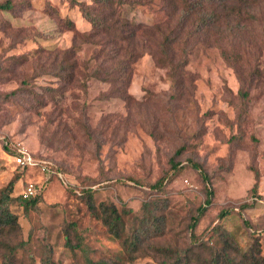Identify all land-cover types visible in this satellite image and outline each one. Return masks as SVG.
I'll return each instance as SVG.
<instances>
[{"label": "rangeland", "instance_id": "obj_1", "mask_svg": "<svg viewBox=\"0 0 264 264\" xmlns=\"http://www.w3.org/2000/svg\"><path fill=\"white\" fill-rule=\"evenodd\" d=\"M13 1L14 12H0V190L21 171L5 152L6 142L20 144L65 174L64 183L30 168L17 183L15 197L30 183L43 187V200L36 208L13 207L22 227L13 238L22 244L17 261L42 264L49 249L55 264H83V253L67 244L66 231L73 224L72 243L80 238L95 261L165 264L169 256L162 249L184 251L192 242L188 223L206 197L189 161L203 166L215 193L198 237L221 223L242 250L258 239L264 256V1L258 5V26L248 22L237 41H245L242 47L220 42L225 49L230 45L232 56L245 58L241 76L218 46L197 45L187 66L192 83L180 96L167 71L146 55L136 64L129 89L133 105L108 98L110 86L93 80L87 91L78 87L65 93L60 108L52 100H45L47 106L38 100L46 95L45 89L59 88L53 76L41 72L39 59L40 54L68 48L73 34L56 26L46 5L71 17L81 30L88 24L71 0ZM125 14L147 25L167 19L158 0L127 7ZM91 54L92 47L85 45L80 57L87 61ZM244 88L249 96L242 99L239 92ZM61 110L68 115L59 118ZM183 145L187 148L176 161L186 167L163 192L151 189L148 184L170 169L169 160ZM256 179L257 192H252ZM89 188L95 190L97 206L111 201L132 209L124 239L113 238L89 210L83 193ZM156 199L164 234L144 240L137 252H131V235L143 216V204ZM244 204L248 208L241 211ZM222 211L228 213L220 220ZM3 253L0 248V264Z\"/></svg>", "mask_w": 264, "mask_h": 264}, {"label": "trees", "instance_id": "obj_2", "mask_svg": "<svg viewBox=\"0 0 264 264\" xmlns=\"http://www.w3.org/2000/svg\"><path fill=\"white\" fill-rule=\"evenodd\" d=\"M158 1H160L162 10L167 13V19L155 25H147L129 18L125 14V9L134 5L151 3V0H89V2L71 0V6L78 9L81 17L88 24L86 30L79 29L71 17L61 15L53 5L48 3L45 8L47 15L57 27L62 26L61 31L71 32L73 38L71 45L65 50L57 49L52 54L43 56L40 54L41 72L53 76L59 88L45 89L46 95L39 96L38 100L44 106L49 104V101L45 100H52L56 102L54 106L60 108L62 102L60 98H64L65 93L70 89L80 87L87 91L90 82L96 80L110 86L111 92L108 98L121 99L131 106L134 104V98L129 94V89L133 83L135 67L146 55L151 56L158 68L167 71L173 89L180 96L183 92H187V83H192L187 66L189 56L197 45L218 46L226 62L232 65L241 76L245 58L243 59L241 54H238L237 58L232 56L233 49L229 51V48L230 45L242 47L245 44V41H237L240 40L248 22L254 24L253 26H258L257 10L260 8L258 5L264 0ZM16 6L13 0H5L0 3V12H14ZM220 42L230 43L228 49H225V46L222 47ZM85 45L92 47L91 57L87 61L80 57ZM250 72H255V69ZM239 93L242 99H245L249 96V89L244 88ZM174 98L177 99L175 95ZM62 114L67 113L61 110L58 114L59 118ZM75 123L79 125V121L75 120ZM186 148L183 145L175 152L169 160L170 169L157 181L148 184L151 189L158 193L163 192L181 173L186 165L177 162L176 159ZM4 150L10 156L16 154V151L6 143ZM38 160L46 162L54 172V177L65 183V174L61 169L45 160ZM188 166L199 173L206 197L204 203L195 209L188 223L192 242L184 251L162 249L161 252L169 256L165 264H264V256L261 253L258 239H255L256 242L249 249L242 250L235 238L221 223L205 232V235L209 234L208 238L205 235L202 238L198 237L197 229L212 205L215 193L203 166L193 161H189ZM18 167L21 171L0 190V248L4 251L3 264L23 263V261H17L16 257L22 244L13 242V238L22 229L13 207L17 204L25 211H29L36 208L43 200V187L35 197L30 199L23 198L21 193L17 197L14 196L17 183L24 172L30 169L25 166ZM130 180L143 185V182L137 179ZM257 188L258 179L251 191L257 192ZM83 193L89 210L102 221L108 233L115 239H124L127 229L126 219L131 216L132 209L126 206L118 207L111 201L101 202L97 206L95 190L89 188ZM158 200L160 199L143 204V216L131 235V252H137L144 240L164 234V216ZM246 208L248 205L244 204L240 210L243 211ZM227 213V211H222L219 219L222 220ZM243 223L248 225L245 219ZM69 225L72 227L66 231L67 244L72 247V250L77 248L83 253V264H112L107 261L93 260L80 238L74 245L71 237L74 225ZM42 264H55L51 250L48 249L46 252Z\"/></svg>", "mask_w": 264, "mask_h": 264}, {"label": "built area", "instance_id": "obj_3", "mask_svg": "<svg viewBox=\"0 0 264 264\" xmlns=\"http://www.w3.org/2000/svg\"><path fill=\"white\" fill-rule=\"evenodd\" d=\"M6 144H9L12 147V149L16 151V154L12 157H13L14 162L17 164V166H23V167L25 166L29 168H39L49 177L52 174H54V172L50 169V167L48 166L46 162L36 159L28 150H26L20 144L14 145L8 142H6ZM40 188L41 187L36 186L33 183H30L24 187L21 194L23 198L30 199L32 197H35L38 194Z\"/></svg>", "mask_w": 264, "mask_h": 264}]
</instances>
